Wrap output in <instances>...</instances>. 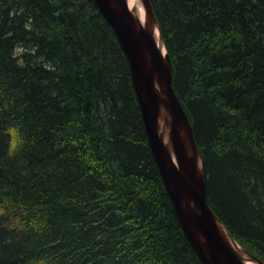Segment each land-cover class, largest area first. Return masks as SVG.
Segmentation results:
<instances>
[{
  "label": "trees",
  "instance_id": "trees-1",
  "mask_svg": "<svg viewBox=\"0 0 264 264\" xmlns=\"http://www.w3.org/2000/svg\"><path fill=\"white\" fill-rule=\"evenodd\" d=\"M206 201L264 263V0H148ZM0 264H202L93 0H0Z\"/></svg>",
  "mask_w": 264,
  "mask_h": 264
},
{
  "label": "water",
  "instance_id": "water-1",
  "mask_svg": "<svg viewBox=\"0 0 264 264\" xmlns=\"http://www.w3.org/2000/svg\"><path fill=\"white\" fill-rule=\"evenodd\" d=\"M140 1L147 20L155 22L163 46L149 1ZM93 2L127 57L150 150L186 240L202 264H243L232 249L231 241L237 243L207 204L203 161L188 118L172 89L168 55L160 52L148 24L139 22L125 0ZM159 131L165 134L168 146ZM242 250L255 263L264 264Z\"/></svg>",
  "mask_w": 264,
  "mask_h": 264
},
{
  "label": "bare ground",
  "instance_id": "bare-ground-1",
  "mask_svg": "<svg viewBox=\"0 0 264 264\" xmlns=\"http://www.w3.org/2000/svg\"><path fill=\"white\" fill-rule=\"evenodd\" d=\"M125 2L127 4L128 9L131 11L132 14H134V16L139 20V22L142 25L148 24V27L152 31L155 44L157 45L160 52L164 54L165 51L160 42L157 26L155 22L147 20L141 1L140 0H125ZM159 134L163 138V143L165 144V146H168L165 134H163L162 131H159ZM231 245L233 246L232 249L236 252L237 256L239 257V259L242 261L243 264H257L245 252H243V250L237 244L231 241Z\"/></svg>",
  "mask_w": 264,
  "mask_h": 264
}]
</instances>
